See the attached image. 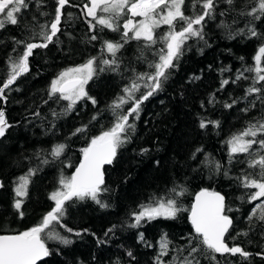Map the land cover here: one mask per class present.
I'll use <instances>...</instances> for the list:
<instances>
[{"label": "trees", "instance_id": "1", "mask_svg": "<svg viewBox=\"0 0 264 264\" xmlns=\"http://www.w3.org/2000/svg\"><path fill=\"white\" fill-rule=\"evenodd\" d=\"M85 3L89 0H69L62 9L61 31L48 47L33 50L29 57V72L5 90L6 102L0 100V107L5 110L11 125L0 138V181L4 184L0 188V234L16 233L37 225L55 206L50 194L59 187L61 175L71 176L83 157L81 149L87 147L92 136L111 127L114 116L109 105L123 95L122 90L137 73L150 71L149 63L157 59L155 53L162 46L158 42L147 48L143 39L129 40L117 53L119 70L112 71L98 63L97 74L88 82L86 91L97 103L93 105L84 99L73 110L61 114L67 101L57 103L55 99H49L51 81L62 70L83 64L90 57L111 59L110 53L102 51V42L118 41L121 36L120 32L109 29L90 30L87 21L91 17H86V10L82 11ZM191 3L192 0H186V15L192 14ZM56 6V0H42L38 8L36 0H32L19 17L18 25L8 23L0 29V86L7 78L9 55L16 56L24 50V45H15L12 37L43 42L40 38H30L34 31L39 32V25L47 23L50 27ZM251 6L250 0H234L229 9L225 0H220L215 17L206 18L204 39L192 38L186 42L177 67L170 71L162 89L143 102L138 119L129 117V122L135 124L134 132L129 133L131 139L118 149L112 164L104 168V187L108 191L102 192L99 198L108 207H101L90 198L83 201L73 198L66 202L65 215L50 228L67 236L72 243L64 245L58 240L46 239L50 255L38 264H156L164 233L172 241L168 254L162 257L165 264L174 256L182 260L188 256L187 238L193 232L189 211L178 213L175 219L158 217L142 222L138 227L129 226L135 222L131 213L138 211L140 204L160 197L174 198L179 206L190 210L196 193L204 188L225 195L227 205L233 209L227 213L234 221L228 237L229 247L237 243L253 253L248 260L240 254H216V261L219 264H264V258L255 255L264 251V221L253 218L250 224L248 220L252 208L264 198L249 203L247 197L256 189H245L236 179L242 171L257 172L259 169L248 168L250 157L245 153L234 154L230 163L226 143L249 122L264 118V101L253 93L247 100H238L231 108L224 106L225 102L244 97L254 73L245 72L248 79L232 81L238 70L254 65L253 58L264 43V39L247 34L246 24L254 26L258 33H264V17L253 20L241 15ZM220 12L226 15L220 16ZM222 20L229 27H221ZM239 29H245V32L236 35ZM166 31L164 25L157 29L159 34ZM92 35H97L98 39L90 40ZM14 47L16 53L12 51ZM99 67L106 70L99 71ZM221 69L228 70L221 72ZM223 79L229 83L221 89ZM261 85L264 82L257 86ZM142 91L146 89L142 88ZM213 94L215 102L209 103ZM250 101H255V107H250L248 112L242 111L249 107ZM130 106L131 102L124 106L125 110ZM53 111L60 115L53 116ZM93 116H96L95 120ZM201 119L219 121V126L208 124L201 128ZM82 124L88 125L87 131L71 135ZM58 143H66L67 148L59 158H53L50 150ZM145 148L148 151L142 153L141 149ZM258 148L259 145H254L251 151L255 153ZM45 149L49 150L46 154L49 162L41 165L31 177L28 195L22 198L24 215L21 217L13 207L18 177L29 168L37 167L34 153ZM197 149L202 151L196 152ZM217 161L223 165L219 172L215 169ZM182 189L183 195H177ZM242 196L244 199H239ZM62 225L72 228L73 232L68 233ZM110 228H113L112 232H108ZM77 232L80 235H76ZM242 232H248V235H237ZM140 233L144 235L143 241L139 238ZM181 246H185L183 253L176 251ZM129 251L134 259L128 256ZM193 256L199 264H216L204 254Z\"/></svg>", "mask_w": 264, "mask_h": 264}, {"label": "snow or ice", "instance_id": "2", "mask_svg": "<svg viewBox=\"0 0 264 264\" xmlns=\"http://www.w3.org/2000/svg\"><path fill=\"white\" fill-rule=\"evenodd\" d=\"M32 0H0V29H4L8 23L18 25L19 17L23 10L28 9ZM220 0H192V14H185L186 0H89L85 3L82 11L86 10V17H91L87 21L89 29L99 28L100 31L109 29L114 32H120V40L102 42V51L106 50L111 54V59H103L90 57L85 63L75 67H69L62 70L56 78H54L48 89L49 99H55L57 103L67 101V105L62 109L61 114L73 110L76 104L84 99L90 100L93 105L97 103L95 97L89 95L85 86L97 74V66H107L112 71H118L120 68L117 53L124 47L129 40L140 41L143 39L145 47L151 48L158 42L162 45L155 53L157 59L149 63L148 72L137 73L135 78L124 87L123 95L118 96L109 105V109L113 112L114 121L111 127L100 132L99 135L92 136L87 147L82 148V160L76 167L75 171L69 177L61 175L59 187L50 194V199L55 202V206L51 208L43 217L40 223L19 231L14 234H0V264H38L43 257L50 255V249L46 246L47 240H58L64 245H69L72 241L64 235L50 228L53 222H60L65 215L66 202L72 201L73 198L85 200L90 198L101 207L108 205L99 198L102 192H107L105 185L103 167L105 164H112L113 159L117 155V151L125 143L130 141V132H134L135 124L129 122V117L139 118L141 106L145 100L160 91L164 82L168 79L170 71L177 67V61L183 54L186 42L192 38L198 40L204 39V23L206 18L213 19L216 14V8ZM42 0H36L37 7H40ZM225 3L231 9L234 0H225ZM250 10L242 12L241 15H247L253 20H260L264 17V0H250ZM69 4V0H56L55 16L49 25H39V32H33L30 39L40 38L43 42H28L25 40H17L12 37L15 45H24L22 53L16 56L8 57V74L6 80L0 86V100L7 101L5 90L9 89L19 77L29 72V57L33 55V50L37 48H46L49 43L53 42V38L61 31L60 24L62 20V9ZM90 5V6H89ZM199 8L200 11H196ZM41 15H47L41 13ZM220 16H225V12H220ZM71 17L72 14L68 13ZM139 17L140 19H136ZM35 20V17H33ZM235 23V21H234ZM164 25L167 31L159 34L157 29ZM221 27H229L222 20ZM247 34L250 37L264 39V33H258L254 26L245 25ZM179 29V30H177ZM245 29H239L235 34L244 33ZM97 35H92L90 40H97ZM14 53L17 48L12 49ZM243 59V58H241ZM254 65L243 70H238L235 83L240 79H248L245 72L254 73L252 76V84L245 90L244 97L232 99L231 103L225 102L224 106L231 108L238 100H247L253 93L258 94L257 99L264 101V43H262L256 55L254 56ZM106 70L105 67H99V71ZM228 69H221V72ZM198 79V77H196ZM229 83V80L221 81V89ZM146 89V91H142ZM140 93L137 96V93ZM131 102V106L126 110L125 105ZM214 94L209 103H214ZM47 103V101H45ZM203 106V105H202ZM250 107H255V101L249 102V107L242 109L248 112ZM39 115V113H35ZM53 116L60 114L55 111ZM99 115V114H97ZM93 120L96 116L92 117ZM208 124L219 126V121H211L201 119L200 127L205 128ZM5 110L0 107V137H3L6 130L10 128ZM88 129L87 124H82L76 128L71 135L85 133ZM226 143L229 145V162L231 163L234 154L245 153L250 157L247 160L249 169H259L257 172L242 171L239 177H236L241 187L245 189H256L251 192L247 199L248 202L256 201L264 198V118L249 122L247 126L240 132L234 133ZM254 145L259 148L253 153L251 150ZM67 148L66 143H58L50 150L53 158H59ZM148 149H141L142 153H146ZM197 149L196 152H201ZM49 150H41L34 153L38 160L36 168H29L27 172L18 177L15 191V199L13 207L19 215H24L21 211L24 204V197L28 195V187L31 177L40 169L41 165L47 164L49 161L47 155ZM195 158V153L193 154ZM203 163V162H202ZM223 168L218 161L215 162V169L219 172ZM227 175V171L224 173ZM4 186L0 181V188ZM175 192V189L172 190ZM177 195H183V189ZM243 200L244 197H239ZM189 211V220L191 222L193 232L189 234L188 256L182 260L178 256H174L167 264H199V260L193 256L195 253L204 254L212 261H216V254H240L244 260H248L253 253L245 251L237 243L229 247L228 237L231 235L230 229L233 227V218L227 213L233 209L226 203L225 195L215 190L201 189L195 195V201L192 203L190 210L178 205V201L174 198L159 199L152 198L148 203L139 205L138 211L131 213L134 223L130 227H138L142 222L151 221L158 217L165 219H175L178 213ZM253 218L264 221V200L256 204L249 213L248 220L251 224ZM68 233H72V228L62 225ZM115 228V226H113ZM110 228L108 232H112ZM87 231V230H85ZM76 235H80L79 232ZM107 235V233L105 234ZM237 235L247 236L248 232L238 233ZM140 240H144L143 233H140ZM232 237V241H235ZM195 241V245H193ZM172 243L168 239L167 233L162 234L160 239V252L156 256V264H165L162 259L168 254L169 245ZM177 252L183 253L185 246L176 249ZM129 257H133L131 251ZM255 255L264 258V251L257 252ZM188 257H192L189 259ZM219 264V261H216Z\"/></svg>", "mask_w": 264, "mask_h": 264}, {"label": "water", "instance_id": "3", "mask_svg": "<svg viewBox=\"0 0 264 264\" xmlns=\"http://www.w3.org/2000/svg\"><path fill=\"white\" fill-rule=\"evenodd\" d=\"M0 138H1V137H0ZM82 158H83V157H82ZM81 160H82V159H81ZM78 165H79V164H78ZM107 165H108V164H105V165H104V167H103V171H104L105 166H107ZM209 191H210V190H209ZM217 192H218V191H217ZM197 193H198V192H197ZM221 194H222V193H221ZM194 201H195V197H194L193 202H194ZM193 202H192V203H193ZM190 223H191V222H190ZM11 234H14V233H11ZM44 258H45V257H43L42 260H43ZM39 262H40V261H39ZM39 262H38V263H39Z\"/></svg>", "mask_w": 264, "mask_h": 264}, {"label": "rangeland", "instance_id": "4", "mask_svg": "<svg viewBox=\"0 0 264 264\" xmlns=\"http://www.w3.org/2000/svg\"><path fill=\"white\" fill-rule=\"evenodd\" d=\"M90 6V5H89ZM136 19H140L139 17H137ZM87 86V85H86ZM86 86H85V88H86ZM258 203H260V202H257L256 204H258Z\"/></svg>", "mask_w": 264, "mask_h": 264}]
</instances>
